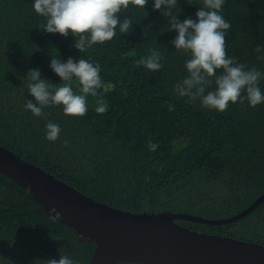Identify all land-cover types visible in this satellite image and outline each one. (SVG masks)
<instances>
[{"label": "trees", "instance_id": "16d2710c", "mask_svg": "<svg viewBox=\"0 0 264 264\" xmlns=\"http://www.w3.org/2000/svg\"><path fill=\"white\" fill-rule=\"evenodd\" d=\"M33 0H0V144L40 166L84 194L131 212L173 211L206 218L231 217L264 194V103L247 99L218 112L199 100L180 97L175 85L187 75L189 56L177 50L169 17L129 6L119 13L131 21L129 33L103 44L74 47L76 38L44 31L46 20ZM200 5L178 0L172 10L180 20L195 17ZM229 22L226 54L245 69L264 73V0H225ZM155 49L160 68L138 62ZM84 58L100 65L99 90L108 110L95 111L87 98L83 116L65 115L51 105L35 116L25 109L27 72L39 68L54 86L60 77L52 57ZM74 89L77 85H73ZM264 92V79L259 82ZM244 95V93H242ZM61 129L46 139V124ZM193 230L264 245V203L247 216L213 226L180 220ZM95 243L56 221L19 184L0 172V264H47L67 255L74 264H89ZM117 264H141L120 262Z\"/></svg>", "mask_w": 264, "mask_h": 264}, {"label": "clouds", "instance_id": "9594fccd", "mask_svg": "<svg viewBox=\"0 0 264 264\" xmlns=\"http://www.w3.org/2000/svg\"><path fill=\"white\" fill-rule=\"evenodd\" d=\"M148 2L33 0L32 7L45 18V32L75 37L74 47L83 53L86 48L112 40L117 28L121 33H129L131 21L127 18L120 20L119 13L130 5L144 10ZM177 3L178 0H152L153 10L162 9L169 17V30L176 32L173 46L189 56L184 64L187 75L175 85V92L180 97L199 100L201 107L218 112L238 100L247 99L252 107L264 103V92L259 87L264 73L255 68L245 69L226 54L225 36L230 24L221 15L225 0H187L190 5L200 6L194 18L187 16L183 20L172 12ZM138 63L149 71L157 70L161 66L160 54L151 49L150 54L141 57ZM49 66L61 78L60 85L49 83L39 68H30L26 75L27 93L34 97V101L28 100L26 110L40 116L44 108L57 105L62 106L65 115L83 116L88 111L89 95L96 98L97 113L103 114L108 110L99 90L107 93L111 85L101 79L99 64L69 56L66 60L52 57ZM73 85L77 87L74 89ZM60 132L57 123L46 124V139L49 141H55ZM47 264H74V261L67 255H60L59 259H48Z\"/></svg>", "mask_w": 264, "mask_h": 264}, {"label": "water", "instance_id": "95a60500", "mask_svg": "<svg viewBox=\"0 0 264 264\" xmlns=\"http://www.w3.org/2000/svg\"><path fill=\"white\" fill-rule=\"evenodd\" d=\"M0 172L19 184L53 219L95 243L89 264H264V245L193 230L180 220L219 226L264 203V194L222 219L189 213L131 212L84 194L0 144Z\"/></svg>", "mask_w": 264, "mask_h": 264}]
</instances>
